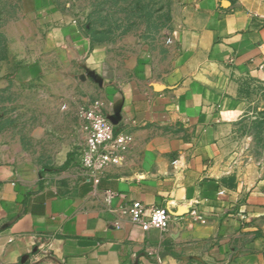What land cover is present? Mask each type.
I'll use <instances>...</instances> for the list:
<instances>
[{
    "label": "crops",
    "instance_id": "1",
    "mask_svg": "<svg viewBox=\"0 0 264 264\" xmlns=\"http://www.w3.org/2000/svg\"><path fill=\"white\" fill-rule=\"evenodd\" d=\"M55 25L86 79L83 102L100 100L132 140L95 181L77 152L53 174L0 133V264H264V173L220 159L243 83L264 74V1L177 0L159 45L125 57L77 20ZM40 69L33 60L11 77L30 84L48 77ZM82 136L81 121L73 142ZM132 201L167 208L168 229L133 223L119 209Z\"/></svg>",
    "mask_w": 264,
    "mask_h": 264
},
{
    "label": "rangeland",
    "instance_id": "2",
    "mask_svg": "<svg viewBox=\"0 0 264 264\" xmlns=\"http://www.w3.org/2000/svg\"><path fill=\"white\" fill-rule=\"evenodd\" d=\"M176 4L177 0H0V133L19 136L34 156L46 158L49 173L65 170L66 162H60L64 154L69 161L76 154L72 137L83 123L87 86L85 77L73 74L77 61L61 43L55 22L77 20L92 43L108 45L125 57L159 45ZM33 60L48 77L17 83L11 75ZM25 87H47L49 92L44 96ZM241 95L243 105L220 159L228 167H253L264 173V74L248 77Z\"/></svg>",
    "mask_w": 264,
    "mask_h": 264
},
{
    "label": "built area",
    "instance_id": "3",
    "mask_svg": "<svg viewBox=\"0 0 264 264\" xmlns=\"http://www.w3.org/2000/svg\"><path fill=\"white\" fill-rule=\"evenodd\" d=\"M82 117L83 136L76 148L78 164L96 181L108 165H117L123 161V154L132 137L128 133L114 132L113 126L102 112L100 100H94L86 106L82 110ZM119 209L143 230L157 228L166 231L172 218L164 206L145 205L139 201H132ZM195 213L194 210L191 211L192 215ZM193 217L195 220L205 221L199 214Z\"/></svg>",
    "mask_w": 264,
    "mask_h": 264
},
{
    "label": "water",
    "instance_id": "4",
    "mask_svg": "<svg viewBox=\"0 0 264 264\" xmlns=\"http://www.w3.org/2000/svg\"><path fill=\"white\" fill-rule=\"evenodd\" d=\"M227 2V0H225ZM112 120V118H110Z\"/></svg>",
    "mask_w": 264,
    "mask_h": 264
}]
</instances>
